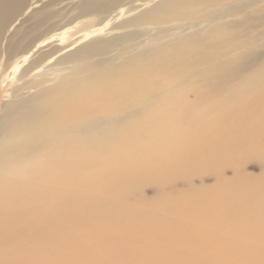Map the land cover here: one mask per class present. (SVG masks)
Returning <instances> with one entry per match:
<instances>
[{
    "label": "bare ground",
    "instance_id": "obj_1",
    "mask_svg": "<svg viewBox=\"0 0 264 264\" xmlns=\"http://www.w3.org/2000/svg\"><path fill=\"white\" fill-rule=\"evenodd\" d=\"M229 1L166 0L139 17ZM27 2L0 0V58L24 43L21 37L2 49L19 20L11 23L13 16ZM38 3L33 0L22 14ZM252 19L212 29L210 42L193 37L153 57L132 55L110 71L104 61L81 63L120 44L116 37L97 40L61 59L74 63V70L57 84L0 104V264H264V178L251 185L244 181L235 192L232 184L218 194L213 190L174 205L165 201L158 210L109 202L137 177L151 176L148 164L161 175L214 164L244 146L264 156V68L254 85L248 79L236 86L238 76L229 65L238 58L202 69L226 47L240 44L237 37L250 34ZM66 33L22 49L13 69L26 66L48 44L61 45ZM253 61L241 62L250 67ZM35 66L29 63L25 75ZM202 78L212 85L194 86ZM32 84L15 88V96ZM190 86L193 100L187 98ZM253 128L263 134L248 142ZM187 144V157H170L168 151ZM235 215L243 217L229 221ZM232 230L236 236L229 235Z\"/></svg>",
    "mask_w": 264,
    "mask_h": 264
},
{
    "label": "rangeland",
    "instance_id": "obj_2",
    "mask_svg": "<svg viewBox=\"0 0 264 264\" xmlns=\"http://www.w3.org/2000/svg\"><path fill=\"white\" fill-rule=\"evenodd\" d=\"M32 1L28 0L26 6H30ZM36 1L39 2L37 6L32 7L27 14H22L26 9L25 6L13 16L11 23L17 19L19 20L14 23L15 25L8 32L9 34H6L2 40V49H4L10 40L11 42H18L21 37H24L23 41L21 40L24 43L19 48L13 49L6 57L4 55L0 58V104L20 100L25 94H28V91L34 93L43 86L57 84L64 76L74 70V63L62 61L61 59L66 54L90 45L97 40L116 37L118 38L116 41L120 44L114 45L107 51L96 54V56L94 55L91 59H87V62H84L86 60L81 61V63L87 65L104 61L105 70L110 71L132 55L143 54L153 57L163 51L164 48L176 45L187 38H204L210 42L212 29L229 23L236 24L238 22L240 25L247 17L253 18V23L249 28L250 30L252 27L253 30L250 31V34H252L250 35L249 31L240 34L241 36L237 37V41L240 40L242 43L239 42L240 44L226 47L220 57L207 61L202 69L211 71L216 63L221 60L231 61L238 58V60L232 62L233 64L229 65L230 68L228 67L231 71H235V74L237 73L238 77L233 83L236 86L240 82H249L248 79H250V82L252 81L249 83L254 85L253 83L257 82L253 81L258 77L256 75L257 71L264 68V0H231L225 5L175 8L169 9L165 14L151 16L150 18H140L139 16L145 12H152L166 0ZM258 17L262 20L261 22ZM257 18L259 22H257ZM63 31L67 33L65 41H59L61 45H56L58 41L48 44L40 51L34 52L26 62V66L13 69L15 59L23 55L22 49L24 50L25 47L31 48L36 41ZM92 31L95 32L85 37L86 34ZM80 39L82 40L75 44ZM70 46H73L70 51L59 56L56 55L59 50H64ZM53 56H57V58L46 63ZM250 57H254L256 61H253L254 63L250 67H244L242 62ZM31 62L36 66L27 72V77L24 70L29 67ZM28 80H31L33 84L30 88L24 89L27 93L24 91L25 93H16L17 96H15L13 90L19 86L21 87ZM196 80L198 81L195 82L196 85L194 86H197V88L203 89L212 85L211 81L204 78ZM185 84L191 85L192 83ZM194 86L189 87L188 100L194 99V91L192 90L195 88ZM152 100H154V97ZM121 112L124 114V110ZM252 131L253 135L247 136L248 142L254 140L257 135L262 136L261 134H263L262 130L256 128H253ZM246 147H242L240 152L234 153V156L232 154L223 156L220 161L214 164L213 162H204L203 164L187 167L184 170H167L161 175L156 174L158 173L156 172L157 168L148 164L146 168L151 176L141 175L137 177L134 184L127 187L125 193L121 196H110L109 202L116 206L120 201H125L130 205L139 206L143 209L158 210V206L165 201L174 205L187 198L207 196L213 190L214 193L212 194H218L232 184L236 186L232 190L235 192L239 189V186L245 185V182L246 184L249 182V185L260 183L264 178V156L261 152L255 154L253 151L248 152V149L245 151ZM190 151L191 146L187 144L178 151H168V153L171 158L179 160L187 157ZM167 215L170 218L174 217L171 211H168ZM242 217L235 215L229 221ZM255 221H260L259 217ZM229 235L236 236L237 233L232 230Z\"/></svg>",
    "mask_w": 264,
    "mask_h": 264
}]
</instances>
